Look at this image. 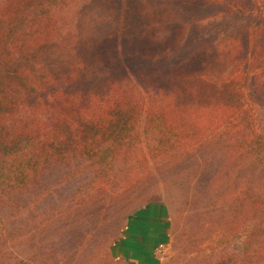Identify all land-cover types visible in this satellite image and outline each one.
I'll list each match as a JSON object with an SVG mask.
<instances>
[{
  "label": "trees",
  "instance_id": "obj_1",
  "mask_svg": "<svg viewBox=\"0 0 264 264\" xmlns=\"http://www.w3.org/2000/svg\"><path fill=\"white\" fill-rule=\"evenodd\" d=\"M209 19L213 41L169 61ZM247 82L264 106V0H0V190L77 157L93 173L72 198L105 213L134 204L150 162L213 148L261 183L213 193L241 243L211 264H264V131Z\"/></svg>",
  "mask_w": 264,
  "mask_h": 264
},
{
  "label": "rangeland",
  "instance_id": "obj_2",
  "mask_svg": "<svg viewBox=\"0 0 264 264\" xmlns=\"http://www.w3.org/2000/svg\"><path fill=\"white\" fill-rule=\"evenodd\" d=\"M220 27L210 19L193 23L184 45L170 54L169 61L187 56L202 42L213 41ZM251 90L247 82L245 101L257 129L264 131V106L252 100ZM209 150L172 164L150 162L135 191L134 204L105 213L88 194L83 200L72 198L92 176L93 168L86 160L69 157L42 167L26 186L0 190V264H136L135 239L153 244L150 257L154 264H211L224 253L233 255L241 242L230 240V222L222 223L213 193L227 188L240 191L241 196L247 186L261 181L257 171L223 167L221 154ZM137 213L149 216L141 218ZM128 225L131 237L123 242ZM238 229L242 236L243 226ZM122 246L129 248L124 251L126 256L118 254ZM160 246L163 250L158 254Z\"/></svg>",
  "mask_w": 264,
  "mask_h": 264
},
{
  "label": "crops",
  "instance_id": "obj_3",
  "mask_svg": "<svg viewBox=\"0 0 264 264\" xmlns=\"http://www.w3.org/2000/svg\"><path fill=\"white\" fill-rule=\"evenodd\" d=\"M138 214V213H137ZM136 214V215H137ZM135 215V216H136ZM149 216V214L148 213H144V214H142V216L141 215H137V217H141V218H146L145 216ZM155 219H157V218H155ZM158 219H161L160 217L158 218ZM135 227H140V226H137V225H134V228ZM130 225H128V226H126V228H125V233L128 235V236H126V234L124 233L123 234V236H122V238H121V240H123V242H127V240H129V238L131 237V232H130ZM142 228V227H141ZM134 230V229H133ZM133 230H131L133 233H134V231ZM142 233H140V235H141ZM128 237V238H127ZM138 238H139V235H138ZM161 237H159L158 238V240L160 239ZM138 243H135L136 244V246H137V248H136V250H137V252L139 253V256H135L134 258H135V263L136 264H154L153 263V260L151 259V257H150V255H152L151 253H152V248H151V246H153V244L152 245H150V246H147V242L145 243V241H138L139 239H135ZM141 243H142V245H141ZM154 243V242H153ZM126 247V246H125ZM125 247H120V249H119V252H118V254L119 255H121V256H126V254H124L125 252L124 251H126L127 252V249H129V248H125ZM135 248V247H134ZM149 257V258H148ZM133 258V259H134Z\"/></svg>",
  "mask_w": 264,
  "mask_h": 264
},
{
  "label": "built area",
  "instance_id": "obj_4",
  "mask_svg": "<svg viewBox=\"0 0 264 264\" xmlns=\"http://www.w3.org/2000/svg\"><path fill=\"white\" fill-rule=\"evenodd\" d=\"M162 250H163V246H160V247H158V248L156 249V253L159 254Z\"/></svg>",
  "mask_w": 264,
  "mask_h": 264
}]
</instances>
